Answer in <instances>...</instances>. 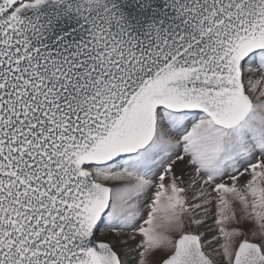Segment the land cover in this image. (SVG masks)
Segmentation results:
<instances>
[{
	"label": "snow or ice",
	"instance_id": "snow-or-ice-1",
	"mask_svg": "<svg viewBox=\"0 0 264 264\" xmlns=\"http://www.w3.org/2000/svg\"><path fill=\"white\" fill-rule=\"evenodd\" d=\"M166 9L0 0V264H264V0Z\"/></svg>",
	"mask_w": 264,
	"mask_h": 264
},
{
	"label": "water",
	"instance_id": "water-1",
	"mask_svg": "<svg viewBox=\"0 0 264 264\" xmlns=\"http://www.w3.org/2000/svg\"><path fill=\"white\" fill-rule=\"evenodd\" d=\"M119 8L127 15L129 23L132 25V33L134 35L143 36L147 24L153 19H158L161 17L162 13L167 10L171 14L170 9H166V0H152V10H149L147 15L138 16L137 11H135L137 0H115ZM72 19L62 21L56 25V31L59 32L67 27L68 24L74 23Z\"/></svg>",
	"mask_w": 264,
	"mask_h": 264
}]
</instances>
